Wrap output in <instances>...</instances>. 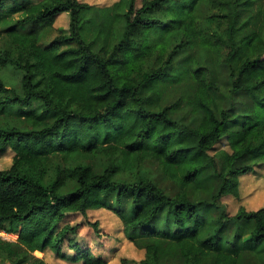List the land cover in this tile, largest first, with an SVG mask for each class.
Instances as JSON below:
<instances>
[{
	"label": "trees",
	"instance_id": "obj_1",
	"mask_svg": "<svg viewBox=\"0 0 264 264\" xmlns=\"http://www.w3.org/2000/svg\"><path fill=\"white\" fill-rule=\"evenodd\" d=\"M1 11L0 65L14 64L24 75L22 92L0 76V150L15 151L12 165L0 170V233L19 235H0V264H47L35 255L47 249L81 264H108L78 244L74 254L62 250L80 227L62 226L66 216L101 208L120 215L127 238L140 230L173 241L180 264H239L236 252L218 249L217 232L228 219L251 221L252 240L264 241V206L242 201L236 215L220 213L216 233L204 235V201L189 196L191 184L212 169L220 187L208 205L240 198V176L264 164V0H118L107 7L0 0ZM62 13L68 27L55 28ZM29 24L37 26L23 28ZM46 28L54 31L49 43L42 41ZM191 44L215 50L229 67L230 91L252 100L238 130L230 129L232 109L215 97L221 84L197 59L187 103L200 123L180 124L171 116L175 104L162 103L161 80ZM224 137L229 150L213 153ZM150 160L177 183L175 195L145 174ZM112 194L118 204L130 196L128 215L110 204ZM139 247L145 256L134 264H161L157 242Z\"/></svg>",
	"mask_w": 264,
	"mask_h": 264
},
{
	"label": "rangeland",
	"instance_id": "obj_2",
	"mask_svg": "<svg viewBox=\"0 0 264 264\" xmlns=\"http://www.w3.org/2000/svg\"><path fill=\"white\" fill-rule=\"evenodd\" d=\"M80 1L99 7H107L118 0ZM141 1L137 0L139 5ZM9 5L7 4V7ZM197 13L199 19L204 21L206 6L201 5ZM3 14L4 11H1L0 15ZM15 17L18 18V16ZM7 19L6 21H8ZM38 24L42 25L43 22ZM68 24V14L62 13L56 17L54 27H68ZM35 26L37 24H29L23 26V28L30 29ZM46 29L42 40L43 43H49L54 34L51 28ZM1 48L0 46V50ZM193 59H197L200 64L207 66L221 84V90L214 92L215 97L220 106L232 109L233 117L230 129L238 130L246 115L251 113L252 100L245 93L235 94L230 91L232 80L228 65L219 60L215 50L201 47L199 44H191L184 48L183 52L177 57L173 69L161 80L162 103L175 104L176 107L172 110L171 116L180 124L197 126L200 123V114L194 112L187 103L195 88V81L191 74V62ZM23 75L24 71L17 68L14 64L0 65V76L4 83L8 87L15 88L18 92L23 90ZM37 104L35 103L34 106H37ZM223 148L228 150L230 148L226 137L217 144L213 153ZM14 155L15 151L10 146L0 150V170L7 169L12 165ZM144 172L152 177L169 195L173 196L179 191L177 183L163 174L157 162L147 161L144 166ZM219 187L220 180L212 169L201 173L190 186V198L204 201L200 217L204 235L216 233L220 213L225 211L229 217L236 215L242 201L247 203L251 209H258L264 206V164L256 166L255 172H248L240 176V198L228 195L222 198L218 206L208 205L211 197L217 193ZM110 204L122 214L128 215L131 212L130 196L125 199L123 204H118L115 201V195L112 194L110 196ZM166 220V212H164L156 224L163 228ZM95 222H98V229L93 225ZM65 224H80L75 234H69L70 241L66 240L62 246V250L67 254H74L76 252L74 244H78L83 249L91 250L94 254L103 255L107 259L108 264H134L133 262L145 256V250L139 246L157 242L160 247L161 264L182 263L180 250L173 241L148 236L140 230L133 231L130 238L124 236L123 222L114 209H90L87 215L69 213L61 223L62 226ZM253 227L254 224L248 220H226L224 226L217 232L219 239L218 249H229L236 252L239 264H264V241L255 242L252 240L251 232ZM0 235L2 238L11 241H16L19 236L18 233L5 232L0 233ZM35 255L43 258L47 264H81L80 261L73 262L62 258L56 251L51 249H47L44 252L36 251ZM123 259L128 260V262L123 263ZM4 264H9V262H4Z\"/></svg>",
	"mask_w": 264,
	"mask_h": 264
},
{
	"label": "built area",
	"instance_id": "obj_3",
	"mask_svg": "<svg viewBox=\"0 0 264 264\" xmlns=\"http://www.w3.org/2000/svg\"><path fill=\"white\" fill-rule=\"evenodd\" d=\"M6 233V232H5Z\"/></svg>",
	"mask_w": 264,
	"mask_h": 264
}]
</instances>
